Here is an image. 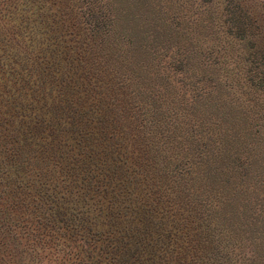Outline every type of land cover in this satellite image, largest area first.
I'll list each match as a JSON object with an SVG mask.
<instances>
[{
    "label": "trees",
    "instance_id": "trees-1",
    "mask_svg": "<svg viewBox=\"0 0 264 264\" xmlns=\"http://www.w3.org/2000/svg\"><path fill=\"white\" fill-rule=\"evenodd\" d=\"M69 1L67 74L0 90V264H229L264 184L259 28L238 0Z\"/></svg>",
    "mask_w": 264,
    "mask_h": 264
},
{
    "label": "rangeland",
    "instance_id": "rangeland-1",
    "mask_svg": "<svg viewBox=\"0 0 264 264\" xmlns=\"http://www.w3.org/2000/svg\"><path fill=\"white\" fill-rule=\"evenodd\" d=\"M238 2L246 11L251 23L259 28L260 38L258 42L260 45H258L264 47V0H238ZM68 5H70L69 0H0V59L2 60L0 64L3 63L5 67L9 65L14 72L10 75L0 71V90L8 89L12 92L15 91V88L29 87L30 83L27 85L22 81L27 79L29 75L33 78V76L37 77L39 73H42L47 86L52 77H58V74L59 76L67 74V63L60 57L66 53H71L73 49L76 52L78 50V46L74 42L76 30L74 31L72 19L67 15L69 12ZM212 6L214 7V3ZM30 21L35 26H31ZM35 29L39 32L45 31V33L34 35L32 33ZM27 32L30 33L29 41L25 37ZM225 39L228 42L226 43L227 66L238 74L244 66V57L240 56L245 51L243 42L228 37ZM31 46L37 48V51L50 48L56 57L53 62H59L57 67L47 66L52 64L51 60L46 61L47 65L45 62H40L39 59H36L34 64L22 61L12 62L15 58L19 60V58L27 57L26 52ZM34 55L35 52L31 56ZM80 63L81 59L77 58L75 64L79 69ZM3 66L2 68H5ZM2 68L0 67V69ZM35 83L39 84V81ZM35 83L33 80L31 81L32 85ZM241 91L242 97L247 98L244 95L247 90L241 88ZM23 103H26L25 105L29 103L27 97L23 99ZM252 115L254 116L253 113ZM212 118L216 117L212 116ZM2 142L3 140L0 142V146L5 145ZM258 179L255 181L256 179L253 178L254 203L249 204V207L252 206V216L251 214H246L244 217L239 216L243 223L237 227V230L232 229L237 232L236 234L231 235L228 227H224L221 229L222 235L217 236L218 239L223 240V247L231 257V261L228 259L229 264L234 262L235 264H247L248 256H250V263L255 264L257 262L260 264V262H264V192L262 194L264 184H262L263 177ZM243 187L247 186L243 184ZM210 214L212 218L216 215ZM249 227L253 228V231H248ZM211 228L212 226H209L210 230ZM218 228L222 227L218 226ZM231 253L235 254V258L232 257Z\"/></svg>",
    "mask_w": 264,
    "mask_h": 264
}]
</instances>
